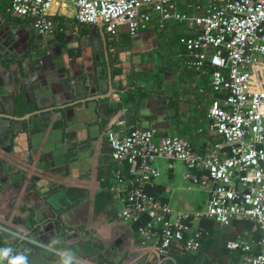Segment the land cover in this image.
Listing matches in <instances>:
<instances>
[{"label":"crops","instance_id":"obj_1","mask_svg":"<svg viewBox=\"0 0 264 264\" xmlns=\"http://www.w3.org/2000/svg\"><path fill=\"white\" fill-rule=\"evenodd\" d=\"M195 1L184 0L179 10L191 15ZM74 2L56 1L52 15L60 29L48 37L0 3V170L9 178L4 186L0 178V231L16 234L7 233L17 243L12 256L25 255L27 264H61L60 255L41 252L21 236L68 254L61 223L72 227L67 238L73 243L80 235L73 240L71 232L84 234L88 224L114 243L111 264H128L142 254L144 243L120 217L124 204L117 192L131 178L113 159L107 130L123 136L132 128H153L157 141L179 138L205 155L224 140L209 117L213 100L222 96L214 93L210 74L186 66L189 54L180 45L188 35L185 24H169L164 31L152 27L136 37L122 28L115 36L98 24L77 23ZM112 86L111 98L100 103ZM157 167L160 177L148 186L174 216L205 207L209 188L188 179L183 163L162 160ZM121 168L124 184L117 178ZM195 225L207 231L201 249L186 252L176 245L163 264H239L243 253L227 245L240 239L260 252L262 232L250 221ZM88 252L82 259L96 263L100 254Z\"/></svg>","mask_w":264,"mask_h":264},{"label":"built area","instance_id":"obj_2","mask_svg":"<svg viewBox=\"0 0 264 264\" xmlns=\"http://www.w3.org/2000/svg\"><path fill=\"white\" fill-rule=\"evenodd\" d=\"M56 1L0 3L8 4L11 15L28 19L36 33L48 37L58 28L52 15ZM183 1L74 2L77 23L104 24L106 31L115 36L122 28L136 37L152 27L164 31L169 24H185L188 35L180 37V45L189 54L186 66L210 74L214 93L224 97L213 100L209 113L212 129L224 140L205 155L194 153L179 138L157 141L153 128H132L118 139L113 133L109 135L113 159L128 169L131 178L125 186L122 168L118 170V181L124 184L117 192L124 204L120 217L144 243L142 254L128 264L151 257L155 264H163L176 245L186 252L200 250L207 231L195 222L204 220L220 226L235 220L255 224L262 232L258 254H254L253 243L245 239L228 243L227 249L243 253L239 264H264V0H196L191 15L179 10ZM162 160L183 163L188 179L209 188L201 211L174 216L168 205L145 192L146 186L160 177L157 163ZM144 218L148 221L142 225ZM21 238L76 264H93Z\"/></svg>","mask_w":264,"mask_h":264},{"label":"water","instance_id":"obj_3","mask_svg":"<svg viewBox=\"0 0 264 264\" xmlns=\"http://www.w3.org/2000/svg\"><path fill=\"white\" fill-rule=\"evenodd\" d=\"M98 27L104 33V29L103 28L105 27V25L104 24H98ZM111 85H113V84L111 83ZM113 91H115V89L112 86V92L110 93V95H106V97H103V98L99 99L100 103H103L102 100L108 101L111 98V96L113 94ZM17 111H19V110H17ZM17 111H15V114L17 113ZM29 115H31V114H29ZM16 119H18V118H16ZM28 119L29 118L25 119V121H27ZM24 127H25V124H24ZM121 129L123 130V128H121ZM107 131L112 133V130H110V129L107 130ZM108 132H106V133H108ZM119 137H120L119 134L118 135L116 134L115 138L118 139ZM0 178L2 179L1 180L2 186H4L6 184L5 182L9 181V178H5V177L3 178L2 170H0ZM48 198L49 197H47V199ZM45 207L47 208V204H45ZM49 214L52 215V214H54V212L50 211ZM56 215H58V214L56 213ZM55 220L61 222L62 221V217L61 216H56ZM35 223H38L37 219L35 220ZM61 225H62L61 228L67 234L61 240L62 241H66V243L68 242V246L70 248V249H68V251H69L68 255L69 256L78 257L79 259L80 258L82 259L83 257H87L86 254H88L89 253L88 251L90 250V252H92V253L95 252V254L96 253L100 254L98 260L96 261V263H93V264H111L112 256H113V254L111 256V252H112L111 249L113 248V244H114L112 242V240L101 239L97 234H95V232L92 230L90 225L87 224V225L84 226V229H83L84 234L81 231H77L76 229L71 232L72 234H75V236H73V235L71 236L72 239H73V237L77 238V236L80 235L78 237V240H76V242L73 243V241H69V239L67 238L68 235L70 234L69 230L72 227H70V225L67 224V223L65 224L64 222L61 223ZM81 237H83V241H80ZM0 238H2L3 241H4V243L0 244V247L10 248V246L13 245L14 249L11 248L13 251L17 248L16 240H14L13 237L11 238V236L9 234L0 231ZM62 248H64V247H62ZM40 250H41V252L45 251L42 248ZM139 255H141V254H136L135 257H138ZM61 259H62L61 260V264H76L73 261L68 260V259H66L64 257H61ZM82 260H84V259H82ZM150 260H154L155 261V258L151 257ZM84 261H87V260H84ZM87 262H89V261H87ZM90 263H92V262H90Z\"/></svg>","mask_w":264,"mask_h":264},{"label":"clouds","instance_id":"obj_4","mask_svg":"<svg viewBox=\"0 0 264 264\" xmlns=\"http://www.w3.org/2000/svg\"><path fill=\"white\" fill-rule=\"evenodd\" d=\"M12 251L13 250L11 248L0 249V261L11 257L9 259V264H27V258L25 255L20 254L12 256Z\"/></svg>","mask_w":264,"mask_h":264},{"label":"trees","instance_id":"obj_5","mask_svg":"<svg viewBox=\"0 0 264 264\" xmlns=\"http://www.w3.org/2000/svg\"><path fill=\"white\" fill-rule=\"evenodd\" d=\"M57 19H58V18H57ZM57 19L54 18L55 22H57ZM57 29H60V27H58ZM163 33H164V32H163ZM151 187H152V186H147L146 189H145V191H146V193H147L148 195L155 197L154 194H153V192H152L153 188H151ZM147 221H148V218H144V219L141 221V224L144 225V224H146Z\"/></svg>","mask_w":264,"mask_h":264}]
</instances>
